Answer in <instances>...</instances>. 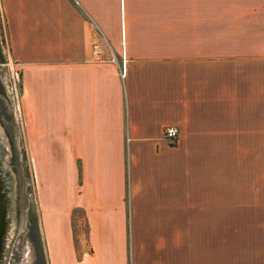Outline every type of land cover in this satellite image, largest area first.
I'll use <instances>...</instances> for the list:
<instances>
[{"label": "crops", "instance_id": "obj_1", "mask_svg": "<svg viewBox=\"0 0 264 264\" xmlns=\"http://www.w3.org/2000/svg\"><path fill=\"white\" fill-rule=\"evenodd\" d=\"M2 2L47 264H264V0Z\"/></svg>", "mask_w": 264, "mask_h": 264}, {"label": "rangeland", "instance_id": "obj_2", "mask_svg": "<svg viewBox=\"0 0 264 264\" xmlns=\"http://www.w3.org/2000/svg\"><path fill=\"white\" fill-rule=\"evenodd\" d=\"M8 5L11 4L8 3ZM4 14H6L5 7L2 0H0V37L4 36L7 41ZM6 58L0 45V150L2 164L6 170H11L18 184L21 218L17 230L20 241L16 240L12 249L15 255L3 259L0 264H46V244L40 232L35 184L31 176L30 164L24 156L22 157V148L19 141L20 121L16 119L13 103L7 93L11 76L18 69V73H20V68L7 65ZM27 214H29V218L37 223L41 239L40 237L38 239L36 232L33 231L34 233H32L30 227L25 223L27 220L25 215ZM86 234V227L76 228L77 236L85 237Z\"/></svg>", "mask_w": 264, "mask_h": 264}, {"label": "flooded vegetation", "instance_id": "obj_3", "mask_svg": "<svg viewBox=\"0 0 264 264\" xmlns=\"http://www.w3.org/2000/svg\"><path fill=\"white\" fill-rule=\"evenodd\" d=\"M25 223L34 233V221L25 215ZM21 218L20 195L18 194V184L13 177L11 170L2 164V154L0 150V263L3 259L15 255L12 249L14 243L20 241L17 230ZM17 251V250H16Z\"/></svg>", "mask_w": 264, "mask_h": 264}, {"label": "built area", "instance_id": "obj_4", "mask_svg": "<svg viewBox=\"0 0 264 264\" xmlns=\"http://www.w3.org/2000/svg\"><path fill=\"white\" fill-rule=\"evenodd\" d=\"M0 45L4 52L5 57H7L6 58V61L8 62L7 65L17 67L18 64H15L10 58L8 42L5 40L4 36L0 37ZM93 48H94L93 50L94 56L99 57L100 56L99 45L96 44L93 46ZM18 70L13 73V76H11V81L7 86V93L9 99L13 103L15 116H17L20 120V76H19L20 73H18ZM163 137L166 141H168L170 145L174 146L178 141V130L175 127L168 126L163 130Z\"/></svg>", "mask_w": 264, "mask_h": 264}, {"label": "trees", "instance_id": "obj_5", "mask_svg": "<svg viewBox=\"0 0 264 264\" xmlns=\"http://www.w3.org/2000/svg\"><path fill=\"white\" fill-rule=\"evenodd\" d=\"M34 226H35V227L33 228V229H34V232H36V234H37V238L39 239V237H40L41 235L39 236V233H40V232H39V227H38V225H37L36 222H34ZM40 239H41V237H40ZM43 247H44V246H43ZM46 264H47V263H46Z\"/></svg>", "mask_w": 264, "mask_h": 264}]
</instances>
